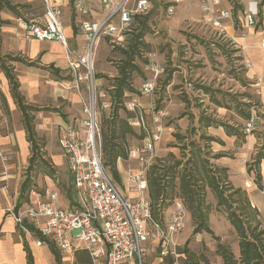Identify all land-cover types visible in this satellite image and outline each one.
Wrapping results in <instances>:
<instances>
[{
  "label": "rangeland",
  "instance_id": "374dc122",
  "mask_svg": "<svg viewBox=\"0 0 264 264\" xmlns=\"http://www.w3.org/2000/svg\"><path fill=\"white\" fill-rule=\"evenodd\" d=\"M9 1L12 2V5H16L21 13L29 17L40 16L43 12L39 0L37 4H28L20 0ZM171 1L152 0V9L147 20V33L144 36V43L138 46L139 52L136 57V63L140 70L135 71L132 76L134 91L126 93L124 106L120 108L119 113L126 116L125 102L133 97L139 98L146 107L151 103L150 97L143 95L139 89L143 82L153 76L149 70V61L152 58L160 61L164 66V71L158 78L160 88L154 99L158 107H164L168 110L169 116L163 121L165 129L162 140L157 144L158 156L147 172V182H149V172L153 165L163 167L164 171L167 172L166 183L168 187L170 188L175 184L173 192L169 194L168 201L172 204L175 199H179L187 207L184 228L174 238L171 249L177 251L178 247L181 249L188 248L201 260L202 264H224L223 258L217 252L218 242L228 244L234 253L239 255L238 235L231 225L225 209L218 206L217 198L211 187L203 180H199V183L205 185L204 200L211 206L209 223L215 235L206 231L194 233L196 218L188 207V199L178 188L179 179H172L171 169H174L177 162L181 161L182 164L177 167L178 172L182 168L194 172L196 164L193 163L194 160L192 161V149L194 150L195 143L196 148H202V156L207 158V168L215 171L218 164L214 157L212 145L213 141L222 143V140L216 138L217 136L214 137L215 140H208V142L202 139L203 135L208 136V128L203 124L204 117L219 119L235 126L240 124V129H244L242 131H245L246 135L253 136L254 140L252 139L250 144L247 142L249 151L244 158L236 159L238 166H245L247 171L252 167V171H248L252 177L247 176V181L243 183V187L232 182L230 178L229 180L235 187H241L248 192L253 205L255 201L259 204L261 220L264 222V160L259 165L262 174L259 184L256 183L258 165L255 162L258 156L264 154V71L250 74L254 67L253 61L247 53V46L240 45L238 42L239 39H246L250 35L251 29H247L242 21V10L248 0H230L223 5V7L232 6L233 8V19L227 21L226 25H230V29L225 31V35L224 33L215 34L210 27L205 26L201 21L202 12L198 0H190L176 5L175 13L169 15L167 8L172 3ZM96 2L99 3L97 6L98 14L106 13L107 9L103 3L100 0H96ZM6 11L9 12V10ZM235 14H237V18ZM88 18L93 19L94 17L89 14ZM262 24L261 5L258 23L252 29L258 31ZM138 27L139 22L137 21L133 30H127L124 39L119 42L113 41V37L106 35H102L99 39L95 51V71L105 89L112 88L111 78L118 75L117 66L123 58L118 47L127 48L130 40L139 32ZM243 31H248L246 36H241ZM78 34L81 33L78 32ZM69 41L73 42L74 40L70 39ZM249 61L251 66L248 65ZM48 66L50 67H44L41 71V80L45 85L48 83V87H45L47 90L45 96L36 98L33 102L25 97L26 102L34 108L31 110V116L35 127V153L38 156L33 164V169H28L29 158L32 155V144L27 139L23 115L12 97L9 82L4 78H0V134L9 143L8 146H10L13 155L6 165L9 175L11 174L9 176L11 194L15 196L22 181L29 173L35 184L34 189L39 194L37 199L45 197L46 190L49 188L58 192L60 205L72 206L77 199V194L73 187L74 197L71 201L66 193V189L73 185V180L68 170L64 152L58 143L63 132L60 123L79 115L88 94L85 91L79 93L74 88L73 77L67 67L59 69L53 64ZM54 82L59 85V95L52 92L51 84ZM187 82L193 83L192 88L185 87ZM72 90H74L77 98L70 95ZM111 94L108 90V100L112 99ZM241 110H250L251 116L254 115L257 118V124L250 132L245 129L246 119H243L238 113ZM112 111L113 103L110 107L102 109L99 115L102 138L105 128L104 122L111 117ZM134 130L137 135L129 136V148L140 143L142 139L139 138V135L143 132L138 127H134ZM245 138L246 136L241 139L237 138L234 144L236 146L242 145ZM40 156H43L56 170L55 177H50L38 169ZM4 169L5 167L0 161V172ZM118 169L119 171L121 169L122 182L114 180L119 188L128 194L130 188L127 172H130L129 170L137 171L138 164L128 157L126 160L118 161ZM172 180L174 181L173 185ZM253 188L255 193H251ZM257 195L261 196L257 197ZM148 196L151 200L149 183ZM157 243L151 240L147 244L144 264H160L162 262L160 261V245ZM184 260L185 256H177L176 264H182ZM66 264L69 263L66 262Z\"/></svg>",
  "mask_w": 264,
  "mask_h": 264
},
{
  "label": "built area",
  "instance_id": "2783aa9c",
  "mask_svg": "<svg viewBox=\"0 0 264 264\" xmlns=\"http://www.w3.org/2000/svg\"><path fill=\"white\" fill-rule=\"evenodd\" d=\"M42 14L29 17L21 13L16 18L25 38L40 41H56L65 48V57L73 77L74 88L88 96L82 104L83 118L78 126L66 127L59 146L66 157L68 170L73 179L77 199L73 206L62 207L58 203V192L47 189L45 197L17 208L16 204L5 209L23 231H31V225L40 234L37 244L51 242L63 255L84 249L90 263L84 264H144L147 244L153 240L160 245V258L173 256L178 251L171 249L174 238L183 230L184 203L175 199L164 212V221L154 219L148 196L147 172L157 158V144L164 133V119L169 112L158 107L154 96L158 92V78L164 66L157 59L149 61L152 77L143 82L140 92L149 96L146 107L137 97L126 102L129 111L135 113L130 119L132 127L144 134L140 143L129 148V158L138 164L137 171L127 172L130 193H124L103 163L101 110L111 106L108 92L99 82L95 71V51L102 35L113 37V41L124 39V34L136 22V16H146L152 9V0H102L107 12L98 20L88 18L90 7L86 0H73L74 25L85 37L81 48L70 46L62 21V7L57 0H41ZM190 0H172L167 8L169 15L175 13L176 5ZM202 12L201 21L215 34H226V23L233 16L232 6L223 7L230 0H198ZM263 0H248L242 10L243 25L251 29L258 23ZM229 4V3H228ZM243 31L241 36H246ZM251 62H248V65ZM187 82L185 87L192 88ZM151 116V119H150ZM152 123V124H151ZM257 124L251 116L245 124L250 132ZM8 155L1 143L0 161L5 169L0 180V192L9 186ZM1 206V203H0ZM2 264V263H0Z\"/></svg>",
  "mask_w": 264,
  "mask_h": 264
},
{
  "label": "trees",
  "instance_id": "16d2710c",
  "mask_svg": "<svg viewBox=\"0 0 264 264\" xmlns=\"http://www.w3.org/2000/svg\"><path fill=\"white\" fill-rule=\"evenodd\" d=\"M4 8H8L14 12L16 17L21 15L16 5H12L9 0H0V13ZM237 18V14H235ZM148 15L136 16V22H139V32L136 33L128 43L127 48L118 47L123 58L120 64L117 66L118 75L111 78L112 88V103L113 111L111 117L104 122L105 128L103 129V163L107 170L111 173L112 177L122 182L121 172L118 169V161L122 159H128L129 147L128 138L130 135H137V132L129 124L131 118L135 113L127 109L126 116H122L119 113L120 108L124 106V96L128 91H134L132 86V76L135 71L140 70L139 65L136 63V57L138 55V46L144 43V36L147 33L148 28ZM5 20L0 15V32ZM133 30V27L131 28ZM131 32V31H130ZM24 60L19 56H13L10 54H2L1 52V36H0V68L5 73L8 82L10 84L11 94L23 115L24 128L27 133V139L32 144V155L29 158L28 169H33V164L38 154L36 152V146L34 145L35 127L33 124L31 110H34L32 105L28 104L24 95L20 90V83L15 73L12 62ZM126 106V102H125ZM243 118L249 120L251 117V111L238 112ZM204 126H222L229 135H236L237 138H244L246 136L244 129H240V124L235 126L228 122H224L219 119H211L210 117H204ZM144 134L141 133L139 138H143ZM202 139L215 140L214 137L203 135ZM194 150L192 149V161L196 164L194 172L187 171L185 168L179 167L182 162L178 161L172 171V179H179V190L189 201V209L196 218L194 233L202 231L209 232L215 235L214 230L209 223V212L211 206L204 200L205 197V185L199 183V180L206 182L208 186L213 190L215 197L217 198L218 206L225 209L227 217L234 227L238 239H239V255L237 256L232 248L223 242H218L217 252L223 258L224 264H264V222L261 220L260 210L257 206L252 204L248 192L241 188L235 187L229 180L228 168L225 166L217 165L215 171L208 169L206 163L207 158L202 156V148L197 147L194 143ZM222 155L215 154V158ZM191 158V157H190ZM38 169L43 171L50 177L56 176V170L43 158L39 157ZM191 160V159H190ZM264 160V154L258 156L255 159L256 165V183L259 184L262 178L261 170L259 168L260 163ZM191 163V161H189ZM252 171V167L248 169ZM166 173L163 167L153 165L149 172V195L151 197L152 213L155 220L158 222L164 221V212L171 205L168 201L170 192H173L175 184L170 188L166 183ZM219 173V174H218ZM34 181L31 174H27L26 178L22 181L19 190V197L17 201V208L24 203H30L31 193L36 191L34 189ZM73 187L70 185L66 189L67 196L73 200ZM44 194V192H43ZM161 200V201H160ZM160 205H158V203ZM185 205V204H184ZM186 207V206H185ZM187 208V207H186ZM31 231H36L31 225H28ZM37 232V231H36ZM40 236V234L37 232ZM24 247L27 252L28 263L33 264V255L28 246L26 240H24ZM49 247L55 255L58 264L62 263V252L55 246V244L49 242ZM179 256H185V260L182 264H202L201 260L195 256L188 248L177 249ZM176 258L173 256H166L163 258L160 264H176ZM90 263L88 253L84 249H79L75 252V264Z\"/></svg>",
  "mask_w": 264,
  "mask_h": 264
},
{
  "label": "crops",
  "instance_id": "0c3cea01",
  "mask_svg": "<svg viewBox=\"0 0 264 264\" xmlns=\"http://www.w3.org/2000/svg\"><path fill=\"white\" fill-rule=\"evenodd\" d=\"M20 1L26 2L28 4H37V2L40 1L42 4L41 0L39 1L20 0ZM86 1L90 7V15H93L94 17L92 20L95 21L103 17L105 13L102 15L98 14L97 6L99 3L96 2V0H86ZM57 2L62 7V11H63L62 21L65 27V33L66 36L68 37V41L70 39L75 41V42L69 41L70 46L73 48H81L85 44V37L82 34H78L79 31L76 29L74 25L73 22L74 11L71 0H57ZM100 2H102V0H100ZM261 5H262V15H263V24L261 29L255 31V29L251 28L250 35L246 39L241 38L238 41L240 45L247 46V53L253 61L254 67L253 69H251L250 74L262 73L264 71V3H262ZM6 10H9V12ZM0 15L1 18L6 21V23H4L3 26L1 27V32H0L2 53L10 54L13 56H19L22 59H24V60L12 62L16 76L20 83V90L22 94L30 102H33V100H35L36 98H43L47 93L45 87H48V83L45 85V83L41 80L42 69H44V67L47 68L50 67L48 66L50 64H53L56 68L59 69L64 67L68 68V64L64 56L63 45L56 41H40L34 38L31 39L25 38L23 35V29L16 20V15L12 10L8 8H4L1 11ZM229 29H230V25L227 26V30ZM0 78L7 79L5 73L2 71L1 68H0ZM98 80L100 83H102L100 79ZM51 89L52 92H54L53 94L59 95L58 93L59 85L57 83L54 82L53 84H51ZM70 95L72 97L74 96L76 97L74 90L71 91ZM82 118H83V114L81 108L79 115H77L76 117H74L69 121H63L60 123L62 131L68 126H78ZM206 128H208V136H212V137L217 136L216 138L222 140V143L219 141H213L212 149L214 154L222 155L216 158V163L220 166L227 167L230 180L235 184H237L238 186L243 187V183L247 181V176L250 178L252 176L248 173L245 166L242 165L238 166L237 159L239 157L244 158L246 153L249 151V147L247 148V142L250 144L254 140L253 136L246 135L245 141L242 143V145L236 146L234 142L237 140V136L227 134L224 127L208 126ZM1 143L4 151L10 155V158H12L13 155L10 146H8L9 143L5 141L4 136L2 134H1ZM231 150L232 152H230ZM120 164L122 163L120 162ZM120 167H122V165H120ZM237 174L238 176H236ZM1 175L2 172H0V180L2 179ZM9 176H11V174ZM251 190H252L251 193L253 192L255 193L254 188ZM38 195L39 194L36 191H33L30 196L31 202H34L37 199ZM258 196L261 195H257V197ZM18 197H19V191L16 192L15 196L11 194L10 182L8 188L0 192V203H1L0 263L29 264L27 258V252L24 247V240H26L33 255V264H58L55 255L53 254V252L49 247V242L44 241L41 245H38L37 240L40 238V236L37 234V232L23 231L16 223L13 216L10 213H8L7 210L5 209L9 205L12 204L17 205ZM75 201L73 202L72 206L74 205ZM255 203L254 205L259 207V204L256 201ZM25 204L28 203H24L21 206ZM60 206L67 207L70 205H60ZM77 250H75L74 253L71 255L62 254V259H63L62 263L66 264V262H68L69 264H75L74 258H75V252Z\"/></svg>",
  "mask_w": 264,
  "mask_h": 264
}]
</instances>
